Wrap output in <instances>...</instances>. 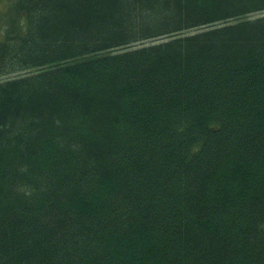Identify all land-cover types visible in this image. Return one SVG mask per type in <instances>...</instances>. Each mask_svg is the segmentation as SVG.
<instances>
[{
  "label": "trees",
  "instance_id": "obj_1",
  "mask_svg": "<svg viewBox=\"0 0 264 264\" xmlns=\"http://www.w3.org/2000/svg\"><path fill=\"white\" fill-rule=\"evenodd\" d=\"M0 21V264H264V0Z\"/></svg>",
  "mask_w": 264,
  "mask_h": 264
},
{
  "label": "rangeland",
  "instance_id": "obj_2",
  "mask_svg": "<svg viewBox=\"0 0 264 264\" xmlns=\"http://www.w3.org/2000/svg\"><path fill=\"white\" fill-rule=\"evenodd\" d=\"M8 5V0H0V13H4L6 11ZM2 28V21H0V30ZM1 37V32H0Z\"/></svg>",
  "mask_w": 264,
  "mask_h": 264
}]
</instances>
